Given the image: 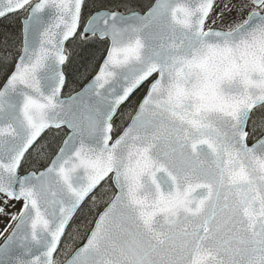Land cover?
Here are the masks:
<instances>
[{"label":"snow or ice","instance_id":"obj_1","mask_svg":"<svg viewBox=\"0 0 264 264\" xmlns=\"http://www.w3.org/2000/svg\"><path fill=\"white\" fill-rule=\"evenodd\" d=\"M0 264H264V0H0Z\"/></svg>","mask_w":264,"mask_h":264},{"label":"rangeland","instance_id":"obj_2","mask_svg":"<svg viewBox=\"0 0 264 264\" xmlns=\"http://www.w3.org/2000/svg\"><path fill=\"white\" fill-rule=\"evenodd\" d=\"M135 99H136V97H133V100H135ZM129 103H131V101ZM127 107H128V105H125V108H127Z\"/></svg>","mask_w":264,"mask_h":264},{"label":"trees","instance_id":"obj_3","mask_svg":"<svg viewBox=\"0 0 264 264\" xmlns=\"http://www.w3.org/2000/svg\"><path fill=\"white\" fill-rule=\"evenodd\" d=\"M140 93H137V95H139Z\"/></svg>","mask_w":264,"mask_h":264}]
</instances>
